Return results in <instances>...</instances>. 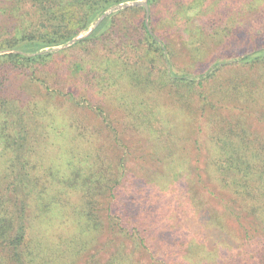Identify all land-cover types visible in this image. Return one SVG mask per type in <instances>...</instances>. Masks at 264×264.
<instances>
[{
  "label": "trees",
  "instance_id": "trees-1",
  "mask_svg": "<svg viewBox=\"0 0 264 264\" xmlns=\"http://www.w3.org/2000/svg\"><path fill=\"white\" fill-rule=\"evenodd\" d=\"M142 2L0 0V264H137L126 241L136 233L134 248L148 249L150 234L123 223L131 137L160 149L178 180L193 153L180 195L148 180L152 205L174 199L217 247L190 264H264V27L246 18L257 43L195 69L198 43L234 41L236 10L264 21L263 9L258 0ZM164 25L186 38L189 63L175 62ZM30 83L41 91L24 90Z\"/></svg>",
  "mask_w": 264,
  "mask_h": 264
},
{
  "label": "rangeland",
  "instance_id": "rangeland-1",
  "mask_svg": "<svg viewBox=\"0 0 264 264\" xmlns=\"http://www.w3.org/2000/svg\"><path fill=\"white\" fill-rule=\"evenodd\" d=\"M258 1V6L263 9L261 13H264V0ZM246 2L247 0H245V4ZM158 12L160 15V8L158 9ZM236 13H238L240 17L237 19V21H241L240 25L237 23L234 25V29H236L235 35L237 38L234 41H225V38H220L218 40H210V38H205L203 41L198 43L196 48L201 49L196 50V59L199 60L201 65L196 66V70L205 68L208 64V61L217 52L230 54L233 53L234 50H237L239 46L241 49H243L242 47L257 43V34L255 33L254 36L252 35V37H248V34L243 30L242 26L243 24H247L248 26V22L246 21V18H248L250 21H255L257 25L264 27V21L256 20V15L258 12L253 9L250 10L245 5L239 7L234 15H236ZM130 14L134 15L133 13ZM231 25L233 26V23H231ZM159 33L167 36L169 39L173 47L175 62L182 66L185 65V63H189V61L193 59L191 57L192 51L189 50L190 47L187 45L186 38H184L183 35L178 32V30L176 31L170 29L164 25L159 28ZM75 53L76 55L78 53L81 54V51L77 50ZM23 87H25L24 90L30 92L41 91L38 90V87L32 83L26 86L23 84ZM219 113L228 117L233 112H230V109L227 108L219 111ZM234 113L236 114L238 111ZM252 114L253 113L249 112L248 117H252ZM114 115L117 116L116 113H112L111 117L113 118ZM91 117L92 118L90 122L97 123L98 117ZM249 120L253 121L252 119ZM253 122L255 123L256 121ZM256 124L258 125L259 123ZM259 127L260 128H258V130L264 131V124H259ZM189 129L190 128L188 127L185 131ZM190 137L191 135L188 134V138ZM128 140L130 141L128 144L130 153L126 162V182L123 181L120 187V191L123 194V200L125 201L127 208L123 223L124 225L130 227L132 233H135L133 227H135V229L137 227L140 233L148 232L150 235L145 242L148 249L134 248L133 238H136L137 236L135 233V235L132 237V240L128 239L126 241L127 247L125 251L128 253L129 251L133 250L134 260L137 262V264H190V262L199 255L200 249L215 247L213 246L214 242L212 241V238L209 237L207 233H205L206 228L204 227L203 220L197 224L196 221H192L189 215L182 214L181 216V214H177L174 211V209H176L174 199H168L166 196L163 198L159 195L160 197L158 196V198L154 200L156 205H152L149 200V194L151 193L150 191L152 188L149 187L148 180L150 178L158 179L160 181L159 183H164V185H166V189L169 190L174 187L176 189L175 195H177V193L180 195L182 193L181 187L188 188L189 176L193 174V153L191 152L190 159L187 160V170L184 174L186 177L178 180L175 178L177 172H173L163 167V162H166V158L164 157V154H162L161 150L158 149L156 151H149V141L147 138L131 137L128 138ZM204 155L205 153L203 154V157ZM200 165H202V163ZM178 187H180L179 190ZM197 187L200 190L195 191L196 195H200L202 202L208 208H211L209 207L211 204L212 206H215L214 208H216V210L219 212L224 208L222 203L220 204L217 201L216 203L207 197L208 193L207 191H202L203 189H201V185H198ZM169 202V213L165 214L164 209L168 206ZM163 214L165 215V218H162ZM200 219L202 218L200 217ZM227 223L231 225L233 229L232 233H235V236H239V234L242 233V226L238 225V223L234 221V218H230L229 222ZM100 240L101 244L99 243L97 248L99 251H102L101 247L104 239L101 238ZM104 256L105 254L103 252L97 255L99 258H103ZM208 264H213V262H208Z\"/></svg>",
  "mask_w": 264,
  "mask_h": 264
},
{
  "label": "water",
  "instance_id": "water-1",
  "mask_svg": "<svg viewBox=\"0 0 264 264\" xmlns=\"http://www.w3.org/2000/svg\"><path fill=\"white\" fill-rule=\"evenodd\" d=\"M145 3H146V1H143V2H142V4H145Z\"/></svg>",
  "mask_w": 264,
  "mask_h": 264
}]
</instances>
